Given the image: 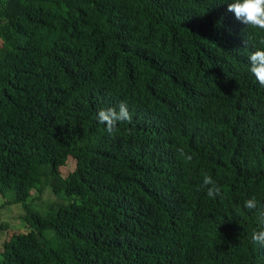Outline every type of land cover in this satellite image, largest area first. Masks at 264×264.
Instances as JSON below:
<instances>
[{
    "label": "trees",
    "instance_id": "obj_1",
    "mask_svg": "<svg viewBox=\"0 0 264 264\" xmlns=\"http://www.w3.org/2000/svg\"><path fill=\"white\" fill-rule=\"evenodd\" d=\"M230 2L0 0V264H264V31Z\"/></svg>",
    "mask_w": 264,
    "mask_h": 264
},
{
    "label": "clouds",
    "instance_id": "obj_2",
    "mask_svg": "<svg viewBox=\"0 0 264 264\" xmlns=\"http://www.w3.org/2000/svg\"><path fill=\"white\" fill-rule=\"evenodd\" d=\"M228 4V11L234 13L235 18L241 23L253 28L264 31V0H231ZM264 44V40L261 41ZM250 72L255 77L260 86L264 87V48H258L249 55ZM131 114L127 105L121 102L116 108L101 109L97 114L99 123L105 125V131L109 135H114L119 122L130 121ZM179 153L184 157L186 162H191L193 157L187 154L183 148ZM204 188L207 189V196L215 199L221 195V188L216 181L208 175L203 178ZM244 207L247 209H255L257 207L256 199L250 198L245 201ZM257 223L260 230L253 232L252 239L254 242L264 246V211L257 213Z\"/></svg>",
    "mask_w": 264,
    "mask_h": 264
},
{
    "label": "rangeland",
    "instance_id": "obj_3",
    "mask_svg": "<svg viewBox=\"0 0 264 264\" xmlns=\"http://www.w3.org/2000/svg\"><path fill=\"white\" fill-rule=\"evenodd\" d=\"M75 167V161L71 157L67 158L66 164L59 169V173L62 177H65L73 171ZM50 190H45L43 194H50ZM56 198H63V195L55 196ZM1 202V200H0ZM42 203V200H41ZM35 209V208H34ZM3 210V209H2ZM3 212L6 214L3 216L2 220L5 221L8 225L7 233L5 236L9 237L12 232H19V233H25L27 231L24 221L21 219L19 214L21 213V209L17 205L9 206L8 209L3 210ZM18 214V216H17ZM16 215V216H15ZM1 244V239H0Z\"/></svg>",
    "mask_w": 264,
    "mask_h": 264
}]
</instances>
